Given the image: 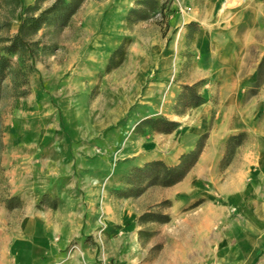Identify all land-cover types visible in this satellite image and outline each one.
<instances>
[{"label": "rangeland", "instance_id": "rangeland-1", "mask_svg": "<svg viewBox=\"0 0 264 264\" xmlns=\"http://www.w3.org/2000/svg\"><path fill=\"white\" fill-rule=\"evenodd\" d=\"M141 1L86 0L67 26L47 24L30 38L32 54L12 57L14 67L28 72L23 85L28 94L15 98L12 76L0 80V264H264V172L256 170L255 158H247L264 149V140L251 141L244 132L237 147L236 142L227 146L229 136L224 143L208 144L215 115L201 121L211 83L203 75L210 67L229 65L207 63L215 55L208 57L204 50L208 45L216 51L218 40L230 38L216 26L234 22V4L155 0L145 11L149 17L138 19L130 11L141 9ZM36 2L0 0V49L16 35L26 7ZM54 2L39 0L41 9ZM260 10L257 39L264 37V0ZM229 49L222 50L224 56ZM254 53L244 69H257ZM113 58L119 64L108 69ZM196 77L201 79L187 82ZM197 83L205 102L199 107L179 103L184 86ZM260 95L264 82L256 86L255 79L244 100ZM150 117L179 126L168 134L138 127ZM204 133L205 153L187 174V195L159 185L135 197L118 195L128 188L132 168L146 162L143 148L152 136L180 134L177 156L174 147L160 148L164 162L173 165ZM26 170L31 176L18 186L16 178ZM234 178L243 188L226 193ZM14 195L22 205L9 210L4 200ZM28 204L41 217L27 223ZM78 210L85 212L84 226L74 236L82 222L71 212ZM153 213L170 221L140 218ZM37 224L43 228L29 237L26 228ZM56 226L63 232H55ZM5 234L8 250L1 241ZM241 245L244 253L236 254Z\"/></svg>", "mask_w": 264, "mask_h": 264}, {"label": "crops", "instance_id": "crops-1", "mask_svg": "<svg viewBox=\"0 0 264 264\" xmlns=\"http://www.w3.org/2000/svg\"><path fill=\"white\" fill-rule=\"evenodd\" d=\"M220 1L227 2L228 0H209L211 7H214L216 2ZM229 2L230 5L234 4L233 6H231L232 10H235V14L232 18V20L234 19V22L224 23L216 27H221L222 30L228 31L229 37L231 39L228 38V40H218L220 41V43L217 42L216 51L213 50V46L208 45H206L207 49L204 50L207 51L206 54H209L208 57L212 56L213 53L215 55L212 56V58L209 59L210 61H207V63L216 64L218 62H223L229 64L225 65L224 69H222L221 67L218 68V70L217 68L215 69L213 67H210L208 69V73H205V75H203L204 77H208L211 80V83L207 85L208 89H206L205 92L206 102L200 109L203 112L201 119L202 123H207V120L210 118L211 114L215 115L213 126L209 131L210 135L208 138V144L224 143L226 137L237 135V133L240 132H247L250 136H252L250 137L251 141L264 140V132L261 130V123L259 122V111L262 107V100H264V95H260L259 98L255 97L247 103L244 100V93L246 91L247 85L253 83L256 76V69H254L253 67L250 70H246L244 69V63L249 61V54L251 50L255 52V57H253V59L257 63L264 54V37L257 39V37L254 38L253 36V34H255V32H257L261 28V24H259L256 19V14L261 11V0H229ZM243 28L247 30L246 33H236L237 30L240 31ZM228 43H232V47ZM227 47L232 49H229L228 51L225 50L226 56H224V51L222 50L227 49ZM216 55H218L219 57L223 56L224 58L220 59ZM198 79H201V77L192 78L191 80L186 81L192 84L194 82H197ZM213 81L217 82V84L213 85ZM202 130L203 128L201 129V131ZM180 134H174L168 137L152 136L150 140H148L144 144L143 148V151L145 152L146 162H149L151 160L165 161V155H163L160 151L161 147H174L175 153L173 156H177V153L181 151L179 148H177V138L180 136ZM3 153L1 155L2 165ZM251 157L255 158V163L257 165L256 170L264 172V149H261L259 147L255 149V152H250L249 154H247V158ZM29 171L30 170H26V173L23 172L19 177L16 178L19 181L18 186H25L27 184L25 181H23V179L26 180L28 176H31L30 174H28L30 173ZM7 172L10 173L9 170H7ZM187 177L188 176H186L183 181L171 187L173 188L174 193L179 195H187V193L191 191L189 185L185 184ZM235 177L238 178V176ZM242 188L243 187L238 185V182L234 178L232 179L230 184L226 186L225 192L228 193L227 190L230 189L229 193H235ZM25 200L26 202H31L34 200V198L32 197L31 199ZM26 207V212L28 215V220L26 221L27 223L34 222L37 218L41 217V215H39L38 213H34L31 204H28ZM71 213H73L74 216H80L82 222V217L84 216L85 212L78 210ZM83 226V222L82 225L75 226V233L73 235L78 236L82 231ZM41 228L43 227H39L37 224V226L35 227L32 226V228H26V231L28 232L27 234L29 235V237L35 235V237H37V232H39ZM54 230H56L55 232L58 231L59 233H62L63 227L56 226ZM43 232H45V229ZM1 241L4 242V246L8 250L7 234H5L3 240ZM245 248L246 246L244 247L241 245L240 248L237 247V252L235 253H244ZM246 262L243 261L240 264H247Z\"/></svg>", "mask_w": 264, "mask_h": 264}, {"label": "trees", "instance_id": "trees-1", "mask_svg": "<svg viewBox=\"0 0 264 264\" xmlns=\"http://www.w3.org/2000/svg\"><path fill=\"white\" fill-rule=\"evenodd\" d=\"M19 1V0H18ZM86 0H55V2L47 7L41 9L39 0L36 4L26 7L21 23L19 24L17 33L15 36L7 40V45H4L0 49V80H3L9 76H12V90L15 98L24 97L28 94V90H23V87L27 85L26 79L28 72L25 68L14 67L12 57L18 55L20 58L32 54L30 38L35 36L44 25L57 24L60 27H65L69 24L72 17L78 12L81 6ZM153 3V4H152ZM141 9H132L130 13L139 14L138 19H147L149 13H145L148 8H154L156 5L155 0H143L140 2ZM120 52V49L116 53ZM32 55H30L31 57ZM118 63H114V58L111 60L108 69L114 68ZM17 78V79H15ZM256 86H260L264 82V54L260 59V63L256 69ZM24 85V86H23ZM199 83L194 85H186L183 88L182 93L177 97L178 102L186 104L189 107H199L205 102V98L197 91ZM4 87H0V92ZM179 126L177 121L169 120L165 117H150L142 120L139 124V128L152 129L159 133L168 134L176 130ZM2 122L0 121V163L2 153L4 151V142L2 138ZM208 137V133H204L197 146L186 154H183L178 163L173 165H167L162 160H151L145 162L141 166H134L132 170L127 174L125 183L128 188L124 190H118V195L122 197H135L139 196L147 188L153 185H159L165 188L176 185L183 181L187 174L194 168L198 160L203 153V146L205 140ZM246 137L244 132L237 133V135H231L226 141L227 146L231 143L241 145ZM2 169L0 168V171ZM5 206L9 210L20 208L22 200L19 196H11L4 200ZM143 221H170L168 217L160 214H144L141 217Z\"/></svg>", "mask_w": 264, "mask_h": 264}]
</instances>
